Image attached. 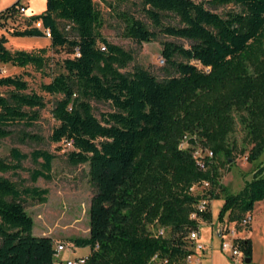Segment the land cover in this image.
Instances as JSON below:
<instances>
[{
	"label": "trees",
	"instance_id": "obj_1",
	"mask_svg": "<svg viewBox=\"0 0 264 264\" xmlns=\"http://www.w3.org/2000/svg\"><path fill=\"white\" fill-rule=\"evenodd\" d=\"M148 22L121 12L123 36L150 42L159 35L187 41L162 43L165 76L157 78L143 68L121 71L132 61V52L108 41L99 28L100 12L93 0H46L45 9L26 18L11 36H44L34 23L50 31L49 46L10 50L0 35V62L31 67L46 77L41 92L55 99L52 114L58 124L50 134L54 143H67L69 164H86L95 188L89 207V234L65 241L88 247L82 264H190L193 254L189 232L199 221L211 222V200L222 199L217 220L227 215L240 222L264 200V164L237 193L219 182L214 157H232L228 137L236 120L245 128L255 161L264 150V0H140ZM24 4L16 0L0 11L3 20ZM229 7L222 13L214 9ZM58 20L72 24L68 37ZM49 49L67 56L56 61L61 70L46 71ZM0 139L11 134L14 123L32 125L43 95L28 91L20 75L0 76ZM91 101L109 102L113 110L96 117ZM186 148H180L183 137ZM27 137H35L28 135ZM208 148L200 167L196 146ZM29 158L38 165L29 170L32 182L51 180L55 155L34 149L24 153L13 147L9 158L0 157V264H53L55 241L32 232L33 219L25 210V197L47 200L48 190L21 186L4 173L25 170ZM207 181L204 191L191 187ZM206 190V191H205ZM206 199L204 210L197 208ZM191 214L194 217H191ZM156 226V232L148 229ZM162 233H159V231ZM165 231L169 235L164 234ZM244 257H251L250 239H235Z\"/></svg>",
	"mask_w": 264,
	"mask_h": 264
},
{
	"label": "rangeland",
	"instance_id": "obj_2",
	"mask_svg": "<svg viewBox=\"0 0 264 264\" xmlns=\"http://www.w3.org/2000/svg\"><path fill=\"white\" fill-rule=\"evenodd\" d=\"M16 0H0V11L10 6ZM96 9L100 12L102 25L100 33L110 42L132 52L133 59L126 68L121 71H132L134 68H143L151 72L157 78L165 76L166 64L162 62L161 49L162 43L166 40L175 41L187 46V41L178 38L159 35L150 42H136L123 36V23L120 19L121 12H128L137 18L148 22L141 12L140 0H93ZM201 1V0H195ZM20 3L27 5L24 13H16L0 26V35L7 38L5 47L10 50H31L33 48L49 46L50 40L42 36H11L10 31L21 30L26 27L28 18L31 15L40 14L46 4V0H20ZM229 7H219L214 9L217 13H222ZM58 26L68 37L74 36V29L71 23L58 20ZM47 55L51 58L46 71L51 75L60 69L56 61H61L67 54L62 51L49 49ZM20 75L28 83V91H35L43 95L45 106L38 109L39 118L30 126L22 122L14 123L9 127L11 134L0 139V157L9 158V150L13 147L18 148L24 153H30L34 149L47 150L55 155L52 163V178L44 180L38 178L32 182L29 177V170L37 167L29 158L22 161L25 170L19 171L16 175L4 173L3 176L9 177L23 186H37L48 190L47 200L40 202L38 199L25 197V210L32 217L34 225L32 233L36 236H49L55 242L69 241L73 237H85L89 234V207L91 197L95 193V188L90 184L87 174V165L79 164L73 166L68 163L66 153L70 149L67 143H54L50 140V134L54 126L58 124L51 112L53 103L58 96H51L41 92V83H47L51 77L44 76L31 67L18 68L10 64L0 62V76ZM0 93L6 94V88L0 87ZM92 111L96 117L101 113L113 110L109 102L91 101ZM28 135L35 137H27ZM249 142L245 128L236 120L235 128L228 137V147L232 149V157L227 160L224 153H219L214 157V163L218 166L219 182L226 187L228 192L237 193L245 182L252 178L256 166L264 164V150L255 161L248 159V152L252 147ZM196 150L204 157L210 150L208 148L196 146ZM209 187V186H208ZM207 189L202 184L196 185L194 191L201 192ZM206 191V190H205ZM223 203L222 199L211 200L209 208L212 213L211 222L199 221L201 233L202 250L192 247L190 264H230L227 252L221 247L217 250H208L203 256L204 249L211 243L218 246L219 239L214 236V232L220 229L221 241L235 239H250L251 241V262L248 264H264V200L255 203L251 215V222L246 227L233 225L234 222L227 220V215L222 221L217 220L218 211ZM148 229L156 232V226L149 225ZM233 231L234 233H230ZM211 235L214 236L212 239ZM169 235L168 231H165ZM225 237V238H223ZM205 243V244H204ZM221 249V250H220ZM89 251L88 247H76L71 256L85 254ZM203 256V257H202ZM232 264H247L242 259H232Z\"/></svg>",
	"mask_w": 264,
	"mask_h": 264
},
{
	"label": "built area",
	"instance_id": "obj_3",
	"mask_svg": "<svg viewBox=\"0 0 264 264\" xmlns=\"http://www.w3.org/2000/svg\"><path fill=\"white\" fill-rule=\"evenodd\" d=\"M25 8H26L25 5L19 7L18 13H24ZM34 25L37 28H40L43 30L45 37H47V38L50 37L49 29H43L40 21L35 22ZM162 62H163V60H162ZM186 146H187V137L184 136L182 141L179 144V147L180 148H186ZM212 156H213L212 152L209 151L206 153V155L204 157L212 158ZM194 157L197 160V164L200 167H203L204 166V162L202 161L203 157L199 154V152L197 150L194 152ZM200 184L207 186V187L209 186V183L207 181H202V182L192 186L191 191H194L196 185H200ZM206 204H207V200L204 199L198 204L197 208L199 210H204L206 208ZM191 217H194V215L191 214ZM250 222H251V215L248 212L243 216V218L240 220V222H238V223L234 222L233 225L238 224L239 226L246 227L248 224H250ZM159 233H162V231L160 230ZM230 233L232 234L234 232L230 231ZM188 237L192 243V247L194 246V247H196L195 249H198V250L203 249V245L199 242L200 228L191 230L189 232ZM223 238H225V237H223ZM220 247L224 252H228V254L230 255V257L232 259H237V261H239L243 257V254H242L241 250L239 249L238 245L232 240L221 241ZM74 248H76L74 245L67 243L65 241L55 242L53 264H82L84 262V260L86 259L88 252L85 254L71 256V253L74 251ZM190 257H191V255H189L186 258L187 262H189ZM153 259L156 260V264H162L165 262V260L158 259L157 255H154Z\"/></svg>",
	"mask_w": 264,
	"mask_h": 264
},
{
	"label": "crops",
	"instance_id": "obj_4",
	"mask_svg": "<svg viewBox=\"0 0 264 264\" xmlns=\"http://www.w3.org/2000/svg\"><path fill=\"white\" fill-rule=\"evenodd\" d=\"M25 5V4H24ZM26 7H27V5H25ZM45 9V8H44ZM214 201V200H213ZM214 236L215 237H218V239H219V242H218V246H214L212 243H211V245L210 246H208L207 244H205L206 245V247H205V249H204V253H203V256H205L207 253H208V250L210 249V250H217V247H219L220 248V244H221V239H222V237H221V233H220V229H217L215 232H214ZM214 236H212L211 235V232H210V237H211V239L214 237ZM199 242H202L201 241V233H200V238H199ZM203 243V242H202ZM221 250V249H220ZM227 255H228V259L230 260V264H232V262H233V260H232V258L230 257V255L228 254V252H227ZM202 256V257H203ZM252 260V259H251ZM245 263V262H244ZM199 264H201V262L199 263Z\"/></svg>",
	"mask_w": 264,
	"mask_h": 264
},
{
	"label": "water",
	"instance_id": "obj_5",
	"mask_svg": "<svg viewBox=\"0 0 264 264\" xmlns=\"http://www.w3.org/2000/svg\"><path fill=\"white\" fill-rule=\"evenodd\" d=\"M244 262L245 263H250L251 262V257L247 256V257H244Z\"/></svg>",
	"mask_w": 264,
	"mask_h": 264
}]
</instances>
